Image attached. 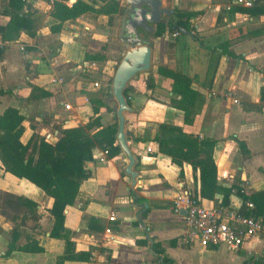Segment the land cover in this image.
I'll return each mask as SVG.
<instances>
[{
	"label": "crops",
	"instance_id": "0c3cea01",
	"mask_svg": "<svg viewBox=\"0 0 264 264\" xmlns=\"http://www.w3.org/2000/svg\"><path fill=\"white\" fill-rule=\"evenodd\" d=\"M189 2L190 8H180L195 14L189 20V35L180 33L173 38V32L165 30L154 38L155 27L147 36L151 47L148 75L138 74L125 88L130 111L124 113V131L136 158L131 168L135 177L126 173L127 157L122 150L113 158L99 148L92 150V160L85 164L88 178L81 183L74 204L64 210V226L75 251L89 252L90 259L64 264H158L151 244H159L163 256L175 264L168 253L198 248L203 256L222 248L180 244L183 222L173 211V200L182 189L199 193V172L188 164L174 165L159 153L154 140L159 125L217 141L214 162L218 185L233 188L228 207L240 213L243 202L237 191L247 197L264 190V102L260 97L264 35L244 40L229 36L240 26L249 31L264 30V15L232 13L234 6L245 7L230 0ZM51 3L26 0L28 7L11 8L6 0H0V27H6L16 15H29L30 22L25 24L29 30H11L5 40L0 36V116L8 108L19 111L24 117V144L32 136L45 138L49 134L50 142L57 141L62 130L89 123L93 107L98 109L103 127L118 124L117 104L111 98L113 77L120 64L115 65L111 54L115 52L117 16L110 26L108 17L86 14L65 22L60 32L53 33L51 27L56 22L50 16ZM223 45L236 57L222 55L219 48ZM127 50H122V58ZM89 56H101L102 60H89ZM159 68L188 76L192 89L204 96L192 124H184V113L172 107L170 101L176 98L171 92L173 82L160 74ZM150 80L152 87L148 86ZM236 140L246 145V158ZM26 183L6 172L0 162L1 191L26 197ZM26 198L38 205L41 219L35 232L19 229L17 245H23L26 236H33L44 252H13L5 257L12 225L0 216V264H56L57 257L64 254L65 241L49 237L53 199L42 191L30 192ZM215 198L219 202L221 194ZM202 201L214 206L211 201ZM262 235L231 251L245 256L241 264L264 261Z\"/></svg>",
	"mask_w": 264,
	"mask_h": 264
},
{
	"label": "trees",
	"instance_id": "16d2710c",
	"mask_svg": "<svg viewBox=\"0 0 264 264\" xmlns=\"http://www.w3.org/2000/svg\"><path fill=\"white\" fill-rule=\"evenodd\" d=\"M11 8L26 7V0H6ZM70 0H52L50 16L56 22L51 27L53 33H58L63 24L75 20L86 14L101 15L109 18V25H112L115 16H122L126 10L120 0H93L85 2L76 0L68 5ZM237 2V0H230ZM28 7V6H27ZM232 13L241 12L251 17L264 15V0H254L252 8L232 7ZM195 14H174L167 18L166 22L156 25L152 37H161L165 30L179 32L188 29L189 20ZM28 14L15 16L6 27H0V36L5 40L7 33L11 30L18 33L21 28L29 30L30 22ZM31 34V32H29ZM33 35V34H31ZM264 35V30L249 31L246 26L237 27L229 32V36H239L240 39H251ZM220 53L228 57L236 56L228 51V46L223 45ZM87 59L93 61L102 60L101 56H89ZM118 67V66H117ZM117 69V68H116ZM158 72L172 79L171 92L176 98H172V107L184 113V124L193 123L195 116L200 112L204 103V96L191 87V80L188 76L178 72H172L159 68ZM150 80L148 86L152 87ZM123 95L128 104L126 90ZM178 97V98H177ZM261 101L264 102V87L260 89ZM94 117L85 125H77L60 132L61 137L50 142L44 137L32 136L24 144L21 139L24 133V117L14 108H8L0 116V162L5 171L12 176L26 180L40 189L44 195L53 199L49 213L53 218V226L49 237L63 239L65 250L62 256H58L56 264H64L65 261L88 262L89 252H76L75 245L68 237V231L64 226V210L74 204L81 183L88 178L85 164L92 160V150L99 148L107 152L109 158L118 155L121 148L117 144L118 124L103 127L98 116V109L93 107ZM95 129L93 133L91 130ZM158 144L159 153L170 158V161L179 167L188 164L199 172V193L202 200L211 201L214 206L228 207L233 188H223L217 182V169L214 162V151L217 141L198 135L185 134L179 127L159 125L154 137ZM237 146L243 158L249 155L246 145L237 141ZM196 194V193H195ZM221 194L219 202L216 195ZM237 194L242 199L243 205L240 209L242 216L262 219L264 223V190L244 196L239 191ZM246 201L253 203L254 208H245ZM38 205L24 197L0 190V216L12 225L11 241L5 257L13 252L28 254H40L44 249L39 241L33 236H26L25 243L17 245L20 239L19 229H27L35 232L39 229L41 216L38 212ZM151 249L156 256L158 264H173L172 261L163 256L159 244H151ZM263 264V260L256 261Z\"/></svg>",
	"mask_w": 264,
	"mask_h": 264
},
{
	"label": "built area",
	"instance_id": "2783aa9c",
	"mask_svg": "<svg viewBox=\"0 0 264 264\" xmlns=\"http://www.w3.org/2000/svg\"><path fill=\"white\" fill-rule=\"evenodd\" d=\"M236 4L245 8H252L254 0H237ZM179 32L172 34L173 38ZM3 47L0 41V49ZM23 50V48H21ZM237 104V101L234 100ZM67 110L69 106H65ZM49 134L45 139L50 141ZM107 155L106 151H103ZM103 161V160H101ZM246 208L252 209L254 205L246 201ZM183 222L182 232L179 236L180 244L186 247L199 246L204 249H218L225 247L230 251H238L253 238L264 234V223L260 218L242 216L235 208L223 206H206L198 193L180 190L173 200V211L181 215Z\"/></svg>",
	"mask_w": 264,
	"mask_h": 264
},
{
	"label": "water",
	"instance_id": "95a60500",
	"mask_svg": "<svg viewBox=\"0 0 264 264\" xmlns=\"http://www.w3.org/2000/svg\"><path fill=\"white\" fill-rule=\"evenodd\" d=\"M76 0H70L73 4ZM126 10L121 16L120 40L127 50L118 65L111 87V98L117 104L114 108L118 120L117 143L127 157L126 173L133 178L135 173L131 171L136 163V158L131 154L127 145V134L124 131V113L130 111L123 92L128 82L138 74L148 75L151 65V47L148 35L151 34L156 25L162 22L164 17H170L171 11L163 6L162 0H124ZM142 32H146L144 36ZM182 34L189 35L182 30ZM181 216L186 212L181 211Z\"/></svg>",
	"mask_w": 264,
	"mask_h": 264
},
{
	"label": "rangeland",
	"instance_id": "374dc122",
	"mask_svg": "<svg viewBox=\"0 0 264 264\" xmlns=\"http://www.w3.org/2000/svg\"><path fill=\"white\" fill-rule=\"evenodd\" d=\"M120 2L122 6H124L125 8L127 7L124 0H120ZM162 2H163V6L173 11L174 14H184V12L186 13L185 9H180V8H186V9L190 8L189 0H162ZM121 18H122L121 16H117L114 22L115 30L113 31V34L115 35L116 45L113 47V51L115 52H112L111 54L113 60H115L116 62L115 65H118L121 61L122 58L121 54L123 52L122 50L124 48L128 49V47L125 46L123 42L120 40ZM163 21L166 22L167 18H164ZM31 94L34 95V91ZM26 185L28 186V189L25 191V194H27L26 197L27 196L30 197V192L33 191L41 192L37 187L33 186L29 182L26 183ZM262 236L264 238V234ZM186 252L187 251L185 250L179 253L170 252V254L168 253L167 257L173 258L175 264H241L242 260L245 258V256L242 253H233L227 250L225 247H222L217 253L205 254L203 256L200 255V250L198 248H195L190 252L187 253Z\"/></svg>",
	"mask_w": 264,
	"mask_h": 264
},
{
	"label": "flooded vegetation",
	"instance_id": "af4514ba",
	"mask_svg": "<svg viewBox=\"0 0 264 264\" xmlns=\"http://www.w3.org/2000/svg\"><path fill=\"white\" fill-rule=\"evenodd\" d=\"M142 34L145 36L146 35V32H142Z\"/></svg>",
	"mask_w": 264,
	"mask_h": 264
}]
</instances>
